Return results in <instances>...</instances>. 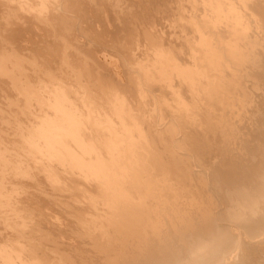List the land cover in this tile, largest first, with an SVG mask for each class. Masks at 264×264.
Wrapping results in <instances>:
<instances>
[{"label": "bare ground", "instance_id": "bare-ground-1", "mask_svg": "<svg viewBox=\"0 0 264 264\" xmlns=\"http://www.w3.org/2000/svg\"><path fill=\"white\" fill-rule=\"evenodd\" d=\"M0 264H264V0H0Z\"/></svg>", "mask_w": 264, "mask_h": 264}]
</instances>
